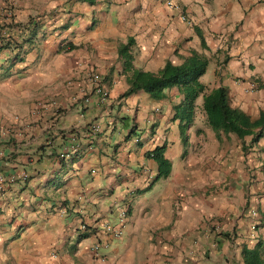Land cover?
I'll return each instance as SVG.
<instances>
[{
  "label": "crops",
  "instance_id": "1",
  "mask_svg": "<svg viewBox=\"0 0 264 264\" xmlns=\"http://www.w3.org/2000/svg\"><path fill=\"white\" fill-rule=\"evenodd\" d=\"M8 1L0 264H244L241 249L254 246L264 259V239L244 233L246 223L264 222V124L255 141L239 139L249 140L247 154L236 146V194L205 192L225 170L203 164L234 134L207 125L201 94L183 132L173 118L176 86L158 99L123 95L130 71L118 54L130 40L132 67L156 72L194 51L206 59L205 91L223 86L230 106L255 119L264 112V0ZM90 73L107 88L106 102L92 94ZM160 145L170 171L154 179L146 153ZM119 205L126 218L114 238L104 225Z\"/></svg>",
  "mask_w": 264,
  "mask_h": 264
},
{
  "label": "trees",
  "instance_id": "2",
  "mask_svg": "<svg viewBox=\"0 0 264 264\" xmlns=\"http://www.w3.org/2000/svg\"><path fill=\"white\" fill-rule=\"evenodd\" d=\"M130 40L118 47V54L123 59L124 69L130 71L127 78L129 84L123 95H128L136 90L149 94L152 98L163 97V90L176 86L182 95L181 101L173 106V118L178 120V128L183 132L191 122L193 115V102L198 95H202L201 109L204 113L207 125L218 135L219 133H233L242 140L245 136L251 135V141L258 136L257 130L264 124V112H260L255 119L236 107L230 106L227 91L223 86H218L205 91V87L199 82V77L205 71L206 59L192 51L178 65L166 61L156 72H147L135 69L130 64V55L127 47ZM2 44L0 47H3ZM256 129V130H255ZM164 146H155L146 153L157 166L154 179L168 176L170 162L163 157ZM241 256L244 264H264V259L259 247L241 249Z\"/></svg>",
  "mask_w": 264,
  "mask_h": 264
},
{
  "label": "rangeland",
  "instance_id": "3",
  "mask_svg": "<svg viewBox=\"0 0 264 264\" xmlns=\"http://www.w3.org/2000/svg\"><path fill=\"white\" fill-rule=\"evenodd\" d=\"M224 145L225 150L222 156H219V159H215V156L208 157V161L205 162L203 169L213 168V170L219 171V174H221V164L223 169L225 170L224 178L219 180L218 186L215 184L205 186L203 189L207 192V190H210V194H213L214 192H225L224 194H236V146L238 143L241 144L240 150L242 153V157L249 152V148L251 147L250 142L248 139H245V141L242 143L239 139H237L234 135H225L224 136ZM244 144V146H243ZM246 159V156L244 160ZM255 159V158H254ZM222 161V163H221ZM241 163H243L241 161ZM218 166V167H217ZM203 171V170H202ZM210 171V170H209ZM254 178V177H253ZM255 213L258 214V209L255 208ZM239 217V216H238ZM245 230L244 233L246 234V237L251 240H255L259 237L264 239V222L262 220L255 221V228L253 230L249 229L248 223L244 226ZM263 229V230H262ZM259 239V238H258Z\"/></svg>",
  "mask_w": 264,
  "mask_h": 264
},
{
  "label": "built area",
  "instance_id": "4",
  "mask_svg": "<svg viewBox=\"0 0 264 264\" xmlns=\"http://www.w3.org/2000/svg\"><path fill=\"white\" fill-rule=\"evenodd\" d=\"M167 5L170 7H173V8L177 7L176 5H173L170 3H168ZM11 17H12V8H11L10 1L4 0V2L0 5V46L5 41V38H6L5 27L7 26V24L10 23ZM181 18L185 19V16L182 15ZM88 82H89V86H90V90H91L92 94H94L97 98V102H99V103L106 102V99L108 97V90L104 86V84H102L98 75L96 73H90L88 75ZM254 86H255V84L251 83L249 90H251ZM88 99L89 98L87 96H85L83 98V101L85 103H87ZM88 128H89V131L91 133H93V132L97 131L98 125L95 123L90 124L88 126ZM76 149H77L76 146H73L71 148V154L75 153ZM1 179L2 178L0 177V180ZM114 209L116 211V220L113 223H106L104 225V230H105V232L111 234L112 237L119 238L121 235V227H122L124 220L126 218V210L124 207H122L120 205L114 207ZM254 214H255L254 211H251V216H254ZM254 228H255V224L250 221L249 229L253 230ZM92 249L96 250L97 245L92 246Z\"/></svg>",
  "mask_w": 264,
  "mask_h": 264
}]
</instances>
